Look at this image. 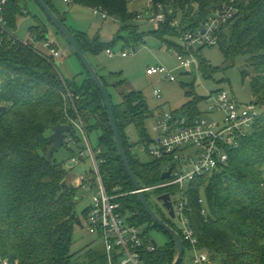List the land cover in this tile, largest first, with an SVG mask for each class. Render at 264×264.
<instances>
[{"label":"trees","instance_id":"trees-1","mask_svg":"<svg viewBox=\"0 0 264 264\" xmlns=\"http://www.w3.org/2000/svg\"><path fill=\"white\" fill-rule=\"evenodd\" d=\"M45 1L66 22L53 1ZM71 1V4L93 10L98 8L110 18L121 21L123 26L118 38L124 39L126 44L144 38L132 24L140 13L130 11V0ZM152 1L157 9L159 4L166 7L167 22L160 23L152 32L162 38L179 35L177 28L171 26L173 18L180 20L181 29L196 30L225 3L234 1L240 8L239 13L222 27L218 45L223 48L227 59L248 56V63L253 65L254 71L250 76L245 72L244 76L251 77L256 101L264 103V0ZM26 11L27 0H7L3 6L8 31L3 34L0 44V106L6 108L0 110V255L9 259L10 264H107L106 252L100 243L96 250L87 249V258L84 259L80 253L72 252L74 229L81 221L76 213L78 188L76 184L69 183L68 187L63 184L72 170L65 169L63 163L54 157L52 164L47 159L46 150L52 143L46 133L59 124L70 125L69 117L75 113L72 103L64 97L67 88L74 95L75 106L85 123L94 120L95 127L103 131L101 173L106 187L110 191L119 188L128 193L120 199L123 211L133 214L134 223L147 226V235H151L150 229L165 231L146 213L137 193L132 192L135 188L119 156L104 98L88 73L79 82L61 74L56 58L41 48L50 33L48 24L39 16L35 17L36 24L31 27V32L38 38V48L15 39L13 30ZM128 27L127 36L122 35ZM71 30L86 52L89 41L84 33L80 35ZM168 42L174 51H180L178 44ZM109 46L107 49H112ZM199 60L201 73H212L210 65L200 59V51ZM102 79L109 89L108 81L103 76ZM113 85L121 87L123 81L116 80ZM120 96V103L113 101L114 111L134 172L142 187L158 185L164 180L163 160L147 164L140 162L132 151L134 144L128 142L123 131L133 122L142 127L144 118L153 115L154 111L142 92L131 89L126 94L121 90ZM204 98L197 96L182 109L192 110L193 115L199 114L198 102ZM68 133L75 137L79 147L81 139L75 129L71 127ZM142 138L147 141V147L153 140L144 129ZM63 146L67 147V144ZM263 183L264 120L260 119L252 133L243 138L241 147L231 152L229 165L215 174L197 178L189 185L188 195L192 201L189 216L199 246L222 264H264ZM175 191L176 188L171 187L151 189L147 190L146 196L149 199L152 194L161 196ZM202 195L207 200L206 216L201 214L203 206L198 201ZM155 209L175 228L164 211ZM87 212L88 209L83 212L84 216ZM178 232L183 236L181 230ZM165 233L170 241L146 255L148 264H173L177 247L174 239Z\"/></svg>","mask_w":264,"mask_h":264},{"label":"built area","instance_id":"built-area-1","mask_svg":"<svg viewBox=\"0 0 264 264\" xmlns=\"http://www.w3.org/2000/svg\"><path fill=\"white\" fill-rule=\"evenodd\" d=\"M6 1L0 0V44L3 34L8 31V22L3 13ZM65 1L72 3L71 0ZM149 4L151 8L147 10L148 12H141L139 17L148 14L145 18L152 20L157 26L167 22L166 7L159 4L157 9L152 0H149ZM239 10L234 1H229L207 17L202 27L196 30L181 29L180 20L173 18L171 26H175L179 34L177 37L180 51H176L175 56L180 68L190 71L194 67L201 73L199 49L218 45L222 27L233 20ZM168 12L172 13L170 10ZM94 14H101L103 18L109 17L106 12L98 8L94 10ZM10 34L14 35L12 32ZM15 39L19 40L16 36ZM24 43L34 45L35 42L31 40ZM44 46L56 59L63 56L50 39L45 41ZM106 51L111 56L115 54L112 49ZM127 55L123 52V56ZM147 73L158 76L161 82L178 81L175 72L162 65L148 68ZM154 95L158 100L163 99L161 88L155 89ZM64 97L75 109L74 115L69 117L71 127L78 135H82L88 144V148H81L78 154L73 155L71 162L77 166L85 165L89 159L92 161L89 170L83 173L76 171L74 175L78 189L92 192L91 203L85 216L89 233L96 235L101 247L105 249L107 264H148L146 255L155 251L158 245L154 244L152 235H147L146 228L134 223L130 213L123 211L120 199L128 193L121 192L119 188L110 191L106 187L101 173V165L104 162L101 153H104V150L102 147L94 148L91 143L84 118L77 110L74 95L68 88ZM203 104L205 110L197 107L201 112L195 115L192 114V110H171L164 104L158 108L155 117L161 126L160 134L148 144V149L156 160H163L164 173L171 169L172 174L162 183L145 188V191L176 188V191L170 195L175 216L182 221L185 253L187 250L190 251L194 264H222L199 246V238L189 216L192 209V201L188 195L189 185L195 179L215 174L229 165L231 152L241 147L243 138L252 133L258 120H264V103L256 100L243 103L230 89L221 88L206 95ZM207 113H217L222 116L213 121L203 116ZM64 144L69 148L71 144L77 145V141L70 133H66ZM198 201L203 206L201 214L206 216L208 207L204 195ZM0 264H10V261L0 255Z\"/></svg>","mask_w":264,"mask_h":264},{"label":"rangeland","instance_id":"rangeland-1","mask_svg":"<svg viewBox=\"0 0 264 264\" xmlns=\"http://www.w3.org/2000/svg\"><path fill=\"white\" fill-rule=\"evenodd\" d=\"M27 1L29 12L26 11L25 15L18 19L17 27L13 30L15 36L23 42L32 40V42H35L34 46L38 48V38L31 32V27L36 24L35 17L39 16L42 18L48 24L51 41L56 42V46H58L63 54L61 59H59L63 63L59 68L61 74L66 76V78H76L78 82L81 81L85 67L82 66L81 61L74 53L70 44L48 20L41 8L34 1ZM54 2L61 10L68 12L66 24L69 27L86 32V35L91 40L101 38L102 42H106V46L111 45V42L116 39V35L123 26L122 22L115 18L104 19L101 15H94V10L88 6L69 4L65 3L64 0H54ZM129 5L130 11H137L139 13L147 12L151 8L149 0H130ZM145 17L143 14L139 21L132 23L134 26H137L138 33L144 35L142 40L138 42L131 41L129 45L123 40H118L116 44L111 45L112 50L115 51L114 56L109 55L106 49L101 50L95 57L91 55L95 63L94 67L101 68V70L105 69L108 80L115 75L117 81H123L119 92L116 91L119 87H115L112 85L113 82L108 81L110 84L109 91L111 96H113L114 103H120L122 101L120 96L121 90L128 92L130 89L142 92L150 109L154 112H157L162 104L166 105L167 109H182L185 107L184 105L188 104L195 97L206 96L210 92L218 91L221 88L226 90L230 89L243 103H250L255 99L251 89V77L244 76L245 72L250 76L254 71L253 65L250 66L248 63V56L241 55L235 57V59H227L221 46H205L199 49L200 59L210 65L213 69L212 73H199L194 67L190 71H186L180 68L177 57L171 51L175 49L171 48L168 42L171 41L178 44V37L165 35L162 38L160 35L152 33L156 31V24H150ZM129 30L130 28L128 27L122 35L127 36ZM123 52H126L128 55L123 56ZM59 60L58 63L60 62ZM159 65L174 71L178 81L171 82L169 80H163L161 82L158 76L147 73L148 68ZM158 88H161L163 95V99L160 100L154 95L155 89ZM198 107L200 109L205 108L203 101L200 100L198 102ZM203 116L214 121L219 119L222 114L207 113ZM141 126H138L135 122L125 126L123 130L124 135L128 142L134 144L132 151L140 162L146 164L155 162V157L150 154L147 147V141H143L142 133L144 129L147 136L156 139L160 134L159 130L161 126L158 119L153 115L146 116ZM87 127H89L90 141L94 148L103 147L100 142L103 131L95 127L94 120L87 123ZM52 133L53 131H48L46 137H50ZM78 136L81 139L79 147L75 144H71L70 149L62 146L54 154V159L63 163L65 169L72 170L64 182L67 185L70 183L73 186L75 184L77 185L74 176L76 171L83 173L92 166L90 159L85 165L75 166L71 162L74 152L78 154L80 152L79 148H88L87 141L83 136L80 134ZM50 146L46 150V153H48ZM77 192L79 200L76 205V213L82 221V226L77 225L74 229L72 252L80 253L84 259L87 258V249L96 250L99 242L96 235L89 233L88 222L83 213L91 203L92 192H87L83 189H78ZM158 196V194L150 195V202L153 203L155 208L161 209L162 212L164 211L166 213L167 217H170L164 203L157 200ZM130 216L133 217V214H130ZM170 220L178 231L181 230L182 221L180 218L170 217ZM141 226L142 228L147 227L144 225ZM150 232L153 239L157 242L158 247L162 248L170 241V237L165 232L158 231L157 229H150ZM182 262V264H194L189 250L185 253Z\"/></svg>","mask_w":264,"mask_h":264},{"label":"water","instance_id":"water-1","mask_svg":"<svg viewBox=\"0 0 264 264\" xmlns=\"http://www.w3.org/2000/svg\"><path fill=\"white\" fill-rule=\"evenodd\" d=\"M35 3L41 8L43 13L46 15L48 20L58 29V31L65 37L67 42L72 47L74 53L77 55L79 60L82 63V66L85 67L86 72L88 73L92 82L95 83L97 88L100 90L102 97L104 98L105 107L109 113L110 127H112L114 141L117 144L119 156L122 158L126 172L130 177L131 183L135 188V192L138 195L139 201L142 203L146 213L152 217L154 222L159 225L163 231L167 232L175 241L177 250L173 260V264H181V261L185 256V243L180 232H178L173 226H171L160 214L156 211L152 202L146 196L145 188L141 186L140 181L136 172H134L133 166L131 164L130 158L128 157L125 143L122 140V135L120 127H118L116 112L114 111L113 97H111L110 91L103 81L101 74L98 72L97 68L92 64L88 54L82 49L80 43L77 40V35L71 30V28L64 22L58 14L50 7V5L45 0H34ZM49 39L50 36L45 37ZM61 63L59 62L58 65ZM5 107L0 106L1 111H5ZM71 131L70 125L59 124L53 128V133L49 138V142L52 143L47 159L49 163H53V157L55 151L64 145V136L66 133ZM171 169L163 173V178L167 179L171 176ZM65 187H68L67 183H63ZM160 202H164L168 210V214L172 218H176L173 202L171 201L170 193H164L163 195L157 198ZM79 225L82 226V222H79ZM154 244L157 245V242L153 240Z\"/></svg>","mask_w":264,"mask_h":264},{"label":"crops","instance_id":"crops-1","mask_svg":"<svg viewBox=\"0 0 264 264\" xmlns=\"http://www.w3.org/2000/svg\"><path fill=\"white\" fill-rule=\"evenodd\" d=\"M53 1V3H54V5H55V7L57 8V10L61 13V14H63V16L65 17V21H67V16H68V12L66 11V10H61L59 7H58V5L54 2V0H52ZM64 2L65 3H67L65 0H64ZM70 4V3H69ZM78 5H80V4H78ZM82 6V5H81ZM81 8V7H80ZM91 9H93V8H91ZM146 12V11H145ZM148 12V11H147ZM146 12V13H147ZM145 13V14H146ZM95 15V14H94ZM98 15H101V14H98ZM148 14H146V16H147ZM102 16V15H101ZM108 18H110V17H108ZM108 18H104V19H108ZM141 17H138V20L137 21H139V19H140ZM148 22L151 24V23H153V24H155L152 20H148ZM46 23V22H45ZM156 27L158 28V26L156 25ZM71 28V27H70ZM156 28V29H157ZM73 29L76 31V32H78L80 35H82L83 33V36L86 38V40L87 41H89L88 43H87V51L86 52H88L87 54H88V56L90 57V59H91V61H92V63H93V65L95 66V63L93 62V57L91 56V55H93L94 57L95 56H97L100 52H101V50H104V49H107L108 47H110V46H106V42H102V40H101V38H98V39H95V40H91L87 35H86V32H82V31H80V29H77V28H74L73 27ZM119 34V33H118ZM118 34L116 35V39H114L113 40V42H111V45L112 44H116L117 42H118V40H123V41H125L124 39H119L118 38ZM126 36V35H125ZM51 40V39H50ZM31 41V40H30ZM55 44H56V42H54ZM126 43V42H125ZM41 45V44H40ZM43 46H41V48H42V50H44V51H46V52H48L47 51V49L45 48V46H44V44H42ZM129 45V44H128ZM62 50V49H61ZM172 51V54L174 55L175 54V52L176 51H173V50H171ZM115 52V51H114ZM108 53V52H107ZM109 54V53H108ZM110 55V54H109ZM122 55H123V53H122ZM59 59H61V58H59ZM59 59H56V61H57V64H58V60ZM60 61V65H63V63H62V60H59ZM60 65H58V67L60 68ZM97 68V67H96ZM97 70H98V72L106 79V81H109V82H113L114 83V80L116 81V77H115V75H114V77H110V80H108L107 78H106V74H105V69L104 70H101V68H97ZM66 77V76H65ZM87 77V73H86V70L85 71H83V75H82V80H84V78H86ZM113 85V84H112ZM121 89V87H119V88H117L116 89V91H118L119 92V90ZM131 90V89H130ZM130 91H128V92H126V94L127 93H129ZM121 98H122V96H121ZM113 101H114V99H113ZM155 113L156 112H154V114H153V116H155Z\"/></svg>","mask_w":264,"mask_h":264},{"label":"flooded vegetation","instance_id":"flooded-vegetation-1","mask_svg":"<svg viewBox=\"0 0 264 264\" xmlns=\"http://www.w3.org/2000/svg\"><path fill=\"white\" fill-rule=\"evenodd\" d=\"M164 203V202H163Z\"/></svg>","mask_w":264,"mask_h":264}]
</instances>
